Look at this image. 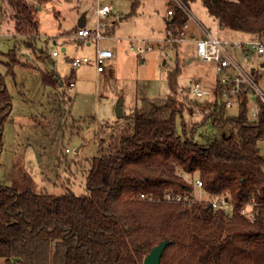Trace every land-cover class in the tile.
I'll list each match as a JSON object with an SVG mask.
<instances>
[{
  "label": "trees",
  "instance_id": "trees-1",
  "mask_svg": "<svg viewBox=\"0 0 264 264\" xmlns=\"http://www.w3.org/2000/svg\"><path fill=\"white\" fill-rule=\"evenodd\" d=\"M19 35L38 33V6L47 0H7ZM188 8L195 0H181ZM223 28L264 36V0H202ZM139 1H134V13ZM189 16L174 9L166 28L180 32ZM1 54V53H0ZM8 73L22 62L15 49L2 53ZM179 64L169 72L165 98L142 97L134 124L112 135L84 164L86 193L22 192L0 185V258L4 264H144L169 240L161 264H264V103L248 116L249 90L230 115L222 92L202 103L198 121L185 117L198 100L180 98ZM42 72L45 84L62 85ZM190 92V89L188 88ZM197 99V98H196ZM13 109L0 71V161L6 123ZM181 120V130L178 122ZM210 135L197 140L200 130ZM199 179L207 198L194 197ZM219 198L227 205L213 206ZM254 203V218L243 213Z\"/></svg>",
  "mask_w": 264,
  "mask_h": 264
},
{
  "label": "rangeland",
  "instance_id": "rangeland-1",
  "mask_svg": "<svg viewBox=\"0 0 264 264\" xmlns=\"http://www.w3.org/2000/svg\"><path fill=\"white\" fill-rule=\"evenodd\" d=\"M134 1H139L140 6L136 13H131ZM104 4L110 5L111 12L100 19L97 10ZM168 4V9H175L173 0H47L38 6V33L26 36L16 32L8 1L0 0V71L5 75L13 103L4 130L0 185L13 186L20 192L30 188L55 195L85 194L84 164L98 155L101 145H107L112 135L133 126L134 111L142 97L165 98L169 94L168 75L177 64L180 98L197 101L188 88L192 82L200 81L206 91L204 98L209 102L216 100L215 82L222 75H217L214 66L197 55L195 40L190 35L192 31L200 34V23L213 32L216 30L217 24L202 0L190 4L192 18L184 28V42H155L153 49L140 53L129 48V38L165 37L162 13ZM83 16L84 28L96 29L98 23H107L106 37L98 43L77 38ZM217 35L230 43L264 40V36L258 35L243 41ZM97 46L112 49L115 54L106 60L103 72L94 63ZM11 49L31 66L17 64L8 73L7 58L2 53ZM55 51L57 55L53 54ZM229 52L245 71L253 70L257 85L264 92V53L246 54L243 48L234 46L229 47ZM83 56L90 61L74 67L70 59ZM47 71H54L64 83L56 88L45 84L42 72ZM72 81L74 87L69 85ZM120 99L124 102L122 117L116 114ZM248 99V116L255 119L258 99L252 91ZM202 100L191 111H185L186 118L200 120L202 111L207 109ZM238 112L239 104L228 109L230 115ZM178 128L181 130V120ZM207 139L210 135L200 130L197 140ZM258 148L264 156V140L258 142ZM188 180L193 182L191 177ZM194 197L204 199L207 195L195 189ZM3 263L0 258V264Z\"/></svg>",
  "mask_w": 264,
  "mask_h": 264
},
{
  "label": "built area",
  "instance_id": "built-area-1",
  "mask_svg": "<svg viewBox=\"0 0 264 264\" xmlns=\"http://www.w3.org/2000/svg\"><path fill=\"white\" fill-rule=\"evenodd\" d=\"M175 2L176 7L181 8L186 14H188L189 18H192V12L190 8L185 6L181 0H173ZM111 12V7L108 4H104L99 7L97 10V14L100 19L106 18ZM167 14L170 18L174 15V9H168ZM201 28L205 32L204 37L195 40L196 43V51L197 55L205 62L210 63L214 66V69L218 76L217 83L218 89L222 92L223 98L226 101V106L231 108L235 104H238V94L242 90V88L248 89L250 92L252 91L258 100L264 103V92L259 88L257 82L252 74V72L245 71L232 57L229 52V47L234 46L238 48H243L245 53L248 54L250 51H256L260 54L264 53V40L257 41H248L241 43H230L229 41L222 40L217 34L212 33L210 30H207L201 23ZM186 27V26H185ZM184 27V28H185ZM184 28L178 32L174 33L171 26L166 28L165 37L164 38H129V48L131 50L135 49L137 53L142 51L151 50L155 46V42L158 45H161L163 42H184L187 39L186 31L184 32ZM108 29L107 23H98L96 29H88V28H80L77 31L76 37L79 39H86L89 41H98L104 37H106V32ZM145 43V46L142 43ZM57 55L55 51L53 53ZM115 57L114 51L109 48H99L96 47L95 55H94V63L96 64L97 70L99 72L104 71V64L106 60L112 59ZM72 65L74 67L79 66L82 63H86L90 61V58L87 56L83 57H73L70 59ZM229 70H234V72H230ZM71 87H74V82H70ZM190 94L197 99H203L206 95V91L204 90V85L200 81L192 82L190 87ZM259 112V103L255 108L253 114L255 119L258 118ZM194 189H198L203 195V184L201 180L195 179L193 180ZM201 200L202 198H198ZM214 207H219L221 205H227V202L223 199L214 198L213 201ZM254 203H250L243 207L242 213L249 219L254 218Z\"/></svg>",
  "mask_w": 264,
  "mask_h": 264
},
{
  "label": "crops",
  "instance_id": "crops-1",
  "mask_svg": "<svg viewBox=\"0 0 264 264\" xmlns=\"http://www.w3.org/2000/svg\"><path fill=\"white\" fill-rule=\"evenodd\" d=\"M140 4V3H139ZM138 4V6H137V8L136 9H138L139 8V5ZM110 6V5H109ZM169 6H170V4H168L167 5V10L164 12L163 11V13H162V19H163V21H164V27H163V29H165L166 28V23H167V21L169 20V18H170V16L167 14V11H168V8H169ZM136 11L137 10H135V13H136ZM213 18V17H212ZM213 21H215L216 22V24H217V27H216V30L213 32L212 31V29H211V27H206L204 24H202L207 30H210L212 33H214V34H217V33H220V34H223V35H225L228 39H238V40H240V41H243V40H246V39H250V38H252L255 34H251V33H243V32H236V31H232V30H229V29H227V28H223L220 24H219V22H218V20H216V19H214L213 18ZM188 26V23H187V25H186V27ZM185 27V28H186ZM199 28H200V34L197 36V33L196 32H191V38L192 39H194V40H197V39H199V38H202V37H204V35H205V32L203 31V29L201 28V26H199ZM164 32V31H163ZM162 36V35H161ZM161 36H157V37H161ZM157 37H155V38H157ZM88 45L90 44V42H88L87 43ZM63 50H65L66 48L65 47H63L62 48ZM103 72V71H102ZM216 84H217V80H216V82H215V88H216ZM216 94V93H215ZM216 96V98H217V94L215 95ZM204 100V102H206V103H214L215 101H213V102H209L206 98H204L203 99ZM4 264V263H3Z\"/></svg>",
  "mask_w": 264,
  "mask_h": 264
},
{
  "label": "water",
  "instance_id": "water-1",
  "mask_svg": "<svg viewBox=\"0 0 264 264\" xmlns=\"http://www.w3.org/2000/svg\"><path fill=\"white\" fill-rule=\"evenodd\" d=\"M85 17L83 16L79 21V26L83 27L85 25ZM253 72V70H252ZM52 73L55 74L54 71ZM55 78L60 81V83H63V80L60 78V76L55 75ZM123 100L120 99L116 105V114L118 117L123 116ZM169 244V240H162L157 245H155L152 250L149 252V254L144 258V264H161V257L163 255V252L167 245Z\"/></svg>",
  "mask_w": 264,
  "mask_h": 264
}]
</instances>
